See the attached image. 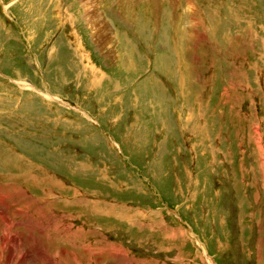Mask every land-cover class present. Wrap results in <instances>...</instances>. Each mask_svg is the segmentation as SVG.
Returning <instances> with one entry per match:
<instances>
[{"label":"rangeland","instance_id":"rangeland-1","mask_svg":"<svg viewBox=\"0 0 264 264\" xmlns=\"http://www.w3.org/2000/svg\"><path fill=\"white\" fill-rule=\"evenodd\" d=\"M0 194L1 264H264V0H0Z\"/></svg>","mask_w":264,"mask_h":264},{"label":"bare ground","instance_id":"bare-ground-1","mask_svg":"<svg viewBox=\"0 0 264 264\" xmlns=\"http://www.w3.org/2000/svg\"><path fill=\"white\" fill-rule=\"evenodd\" d=\"M92 15H94V18L95 19H97V20H99V17H98V15H97V13H96V11L93 9V11H92ZM93 18V19H94ZM92 19V20H93ZM91 20V19H90ZM107 37V36H106ZM109 38V37H108ZM20 86L22 87V88H26L25 87V84L24 83H20ZM27 89V88H26ZM47 173V172H46ZM50 179V178H49ZM50 190V189H49ZM5 192V191H4ZM2 193V192H1ZM47 193V192H46ZM11 194V193H10ZM196 195V194H195ZM8 197H9V195H8ZM7 197H4V196H1V194H0V205H2L3 206V204H1V202L2 203H4V199H6ZM112 205V204H111ZM0 211H1V213H0V215H1V217H0V223L1 224H5V227H6V232H8V234L6 235V237H8L6 240L7 241H9L10 242V246H11V248L10 247H6L9 251H11L12 252V249L14 248H18L20 245H18L16 242H20L21 243V238L18 236V235H14V234H10L9 232H11V229H12V227H11V222L10 221H8L7 220V217L5 216V214L2 212L3 211V209L2 208H0ZM15 212V211H14ZM17 214H19L20 213V211H17L16 212ZM15 213V214H16ZM53 213V212H52ZM14 214V213H13ZM41 215V214H40ZM47 217V216H46ZM52 217V216H51ZM50 218V217H49ZM49 218H46L47 220L49 219ZM126 218V217H125ZM49 221H50V219H49ZM12 222H13V220H12ZM39 223V222H38ZM42 223V222H41ZM29 224V223H28ZM27 224V225H28ZM48 224H50V222L48 223ZM55 225V224H54ZM13 226H15V225H13ZM23 226V225H22ZM41 227H43L42 225H40ZM39 226V227H40ZM53 226V225H52ZM52 226H49V227H47V229L45 228V229H43L42 230V228H41V230L40 231H38L40 234H43V233H46ZM28 227V226H27ZM33 227V226H32ZM23 228H24V226H23ZM38 228V227H37ZM36 228V229H37ZM27 229V228H26ZM25 229V230H26ZM30 229V228H29ZM55 229V228H54ZM60 229V228H59ZM59 229L57 230V231H59ZM37 232V231H36ZM37 232V233H38ZM34 239H36V238H34ZM6 240H5V243H6ZM30 241V240H29ZM40 241V240H39ZM4 242V241H3ZM37 245H39V244H37ZM37 247H39V246H37ZM41 247V246H40ZM5 248V246H3L2 245V249L4 250V249H6ZM34 248H35V245H34ZM33 248V249H34ZM85 248V247H84ZM0 249H1V247H0ZM35 250V249H34ZM97 250V249H96ZM112 251H113V249H112ZM100 252V251H99ZM37 253V252H36ZM38 253H39V251H38ZM96 253V252H95ZM29 254V253H28ZM33 254H35L34 252H33ZM0 255H1V253H0ZM38 255V254H37ZM1 257V259H2V255L0 256ZM23 257H25V255L23 256ZM27 257H28V255H27ZM114 257V256H113ZM29 258V257H28ZM90 258V257H89ZM120 258V257H119ZM5 260H7L8 261V258H5ZM24 260V259H23ZM92 260V259H91ZM1 261V260H0ZM20 261V260H19ZM26 261V260H25ZM61 261V260H60ZM97 261V260H96ZM1 263H3V262H1ZM0 263V264H1ZM25 263V262H24ZM7 264H9L8 262H7ZM56 264V263H55Z\"/></svg>","mask_w":264,"mask_h":264}]
</instances>
